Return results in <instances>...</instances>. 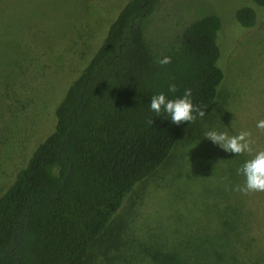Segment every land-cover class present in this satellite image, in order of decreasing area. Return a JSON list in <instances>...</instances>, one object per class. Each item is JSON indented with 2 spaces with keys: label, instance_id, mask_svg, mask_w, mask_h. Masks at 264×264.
<instances>
[{
  "label": "trees",
  "instance_id": "trees-1",
  "mask_svg": "<svg viewBox=\"0 0 264 264\" xmlns=\"http://www.w3.org/2000/svg\"><path fill=\"white\" fill-rule=\"evenodd\" d=\"M21 1L8 0L17 8ZM163 2L127 0L69 84L52 131L0 195V264H264L262 239L251 235L264 222L250 217L244 201L219 207L213 227L199 222L171 238L134 236L116 220L201 119L173 124L166 112L150 109L151 97L175 99L190 88L207 114L225 82L221 19L180 20L173 33L156 38L151 25ZM252 2L264 8V0ZM74 10L68 9L77 16ZM235 18L245 31L260 22L253 6L241 7ZM6 36L10 43L13 36ZM17 45L15 72L26 76L28 51ZM164 56L172 62L161 66ZM21 99L11 81L0 91V138L3 116H17Z\"/></svg>",
  "mask_w": 264,
  "mask_h": 264
},
{
  "label": "rangeland",
  "instance_id": "rangeland-1",
  "mask_svg": "<svg viewBox=\"0 0 264 264\" xmlns=\"http://www.w3.org/2000/svg\"><path fill=\"white\" fill-rule=\"evenodd\" d=\"M5 1L9 5L0 4V91L11 81L23 102L17 116L5 114L1 122L7 127L0 138V195L52 131L57 104L127 0H22L18 8ZM244 6L259 10L254 31H245L236 21L237 10ZM72 7L77 16L68 11ZM210 14L223 24L219 40L225 82L215 105L181 138L168 162L138 186L117 216L134 236L171 238L199 222L213 227L219 207L240 201L252 219L264 222V192L235 191L245 182L238 170L255 151L264 150V131L256 127L264 119V8L252 0H164L152 22V29L158 28L152 35L167 37L180 20L190 23ZM6 31L13 36L10 43ZM17 43L28 51L26 76L15 72ZM211 130L230 135L250 131L255 151L228 153L207 139L205 133ZM251 235L264 244V223L259 230L253 227Z\"/></svg>",
  "mask_w": 264,
  "mask_h": 264
},
{
  "label": "clouds",
  "instance_id": "clouds-1",
  "mask_svg": "<svg viewBox=\"0 0 264 264\" xmlns=\"http://www.w3.org/2000/svg\"><path fill=\"white\" fill-rule=\"evenodd\" d=\"M172 58L164 56L158 60L161 66L170 64ZM177 86L173 83L169 85V92H177ZM150 109L157 113L166 112L173 124L194 123L197 118L205 117L206 106H201L193 102V91L188 88L180 97L169 99L165 93H159L151 97ZM150 123H153L150 121ZM256 127L264 131V119L257 122ZM208 140L219 145L224 151L237 156L244 153L251 154L255 151V141L252 139L250 131L241 130L236 135H230L227 131L218 132L211 130L205 133ZM245 177V182L238 185L235 191L247 195L250 192H264V150L255 151L252 159L247 160L238 170Z\"/></svg>",
  "mask_w": 264,
  "mask_h": 264
}]
</instances>
